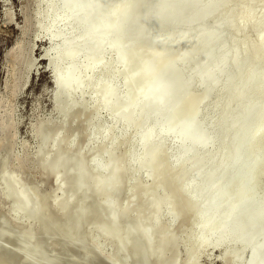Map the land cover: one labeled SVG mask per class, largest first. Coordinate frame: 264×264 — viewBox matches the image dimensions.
<instances>
[{
	"label": "bare ground",
	"instance_id": "bare-ground-1",
	"mask_svg": "<svg viewBox=\"0 0 264 264\" xmlns=\"http://www.w3.org/2000/svg\"><path fill=\"white\" fill-rule=\"evenodd\" d=\"M29 2L0 94V235L5 237L0 264H46L50 253L61 256L58 264H111L92 247L94 232L103 250L112 246L118 261L126 252L132 264H174L181 249L187 252L185 264H197L209 246L220 252L216 245L231 242L250 250L245 264H264V24L256 39L238 37L257 30L262 11L238 3L234 12L232 0H47L37 14L53 5L58 9L47 26L60 51L51 57L49 45L42 51L53 80L46 91L53 115L57 98L58 117L40 121L34 131L32 124L37 169L29 174L28 166L20 172L13 166V146L19 143L16 97L38 61L31 36L35 61L22 82L24 68L33 62L25 56L28 43L20 41L34 29ZM36 41L49 44L47 37ZM109 53L114 59L104 62ZM117 78L123 86H116ZM89 92L96 103L86 108ZM221 103L218 116H210L208 110ZM100 108L111 109V127L97 125L88 133ZM39 109L35 121L52 115L49 108ZM120 122L121 133L138 127L127 154L119 152L121 135L114 130ZM104 133L110 146L104 140L86 148L90 136ZM22 143L32 146L29 139ZM28 150L17 159L26 162ZM130 164L133 173L127 175ZM164 207L171 212L168 224ZM12 209L30 215L32 223L20 228ZM4 224L14 234L2 233ZM84 253L87 262L70 258ZM35 254L37 262L30 259ZM218 261L223 264L219 255Z\"/></svg>",
	"mask_w": 264,
	"mask_h": 264
},
{
	"label": "rangeland",
	"instance_id": "rangeland-1",
	"mask_svg": "<svg viewBox=\"0 0 264 264\" xmlns=\"http://www.w3.org/2000/svg\"><path fill=\"white\" fill-rule=\"evenodd\" d=\"M46 1L47 0H33V1L30 0L29 11L31 12L30 14L35 16L34 29L29 32L30 34L28 33L30 38H28L27 41L23 40V39L20 40L21 44L25 43L27 45V43H28L27 49L25 52V56L28 54V56H26L27 59H29V57H30V59L33 58V59H31V61H33L31 63V66H29L28 68H24V71L22 72L23 74L21 73L22 74L21 78L23 77L22 78L23 79L22 82H23L25 80L24 78L27 77V75H28L29 71L31 70L32 66L34 65V61H35V58L33 56V52L30 55V52L32 50H31V46L29 44H30V42H33L31 39V36L32 37L34 36L37 38L47 37L49 39V44H46L45 41L34 42V47H35L34 55L38 61H37V64L32 69L28 85L26 86L23 94H21V96L19 97L18 102H17V107H18L20 116L22 118V122H21V125L19 127L20 136H21L22 140L28 138L27 126H28L29 121L31 119H33L34 114L39 113V112L41 113L39 106L42 108L44 106L45 109L50 108L49 93L46 90H47V88H50L52 84L50 82V72H48L45 69L47 62L45 59H42L43 58L42 51L45 52L46 51L45 49L47 48L48 45H49V48H48L49 50H48V52H46V54H48L50 57L53 56L55 53L60 51V49H59L60 47H57L59 45L58 42H60L59 39H54V41L55 40L56 41L55 42L53 41L52 35H49L52 33V28L47 26L49 15H50V17H52L53 15H55V13H57L56 11H58V9L56 10L55 9L56 6L53 7L54 6L53 5L52 6L53 9L50 6V7H48L47 10H44L40 16L37 14V12L39 10L40 11L43 10V8L45 7ZM232 1L234 3V6H235L234 12H237V10H239V4L238 3H247L251 8L256 7L260 10V12L262 11L261 16L263 17V22L261 23V25H259L257 30H255V31L248 30L245 33L240 34L241 36L240 35L238 36L239 38H242L244 35H246L251 40L256 39V35L258 34V32L260 31V29L263 27V24H264V0H232ZM23 3H24L23 0H0V94H2L5 90V80L7 79V73H8V70L10 68L9 58H8L9 51L12 49V47L15 45V43L22 37L21 32L24 28V16H23V7H22ZM27 5H28V3H27ZM27 5H26V16L28 14ZM49 8H51V9H49ZM53 10L55 11V13H53L54 12ZM26 16H25V19H26ZM61 30L65 31L64 25L61 26ZM75 32L78 33V31H75ZM16 52H17V50L14 51V54ZM112 59H114V56L109 53L105 57L106 61H104V62L108 63V61H109V63H110L112 61ZM76 64L77 65H83L80 60L77 61ZM102 64L100 65L101 67L98 66L100 68L97 67V69H96V74H95L96 79H98L99 76L101 77V75L103 73L102 69L104 68V66H102ZM58 65H59V67H62L63 63H61L62 66L60 64H58ZM113 65H114V67L112 66V70H114L117 67L116 64H113ZM53 68L55 69L56 67H53ZM12 70L14 72V66H13ZM110 71H111V66L109 68V74H110L109 76L111 79ZM114 79H116V78H114ZM114 79H113V81H114ZM120 80H121L120 78H117V80H115L114 83L116 84V86H117V84L120 87L123 86L122 80L121 81ZM15 84H16V80L14 77V78H12L11 89H13ZM220 95H222L221 99L224 101L226 99V96L224 94H220ZM94 97L95 96L91 92L87 93L86 99L84 101L86 108H88V107L91 108L94 106L93 104L96 103V98H94ZM88 99H89V101H88ZM4 102H5V100H4ZM7 102H8V105H10V99L8 97H7ZM55 103L56 104H54V106H56V107H55L54 115L53 114L52 115L47 114L44 117H40V118L36 119V121H35L36 123H34L35 125L33 126V131L35 130L37 124L40 121H42V120L46 121V122L53 121L58 117V107H57L58 102H57L56 96H55ZM222 108L223 107H222V103H221L216 108H214V109L211 108L210 110H208V112H209L208 114H210V116H212V117H216V116H218L217 113L222 111ZM9 110L12 112L11 109H8V110H6V114L9 113V115H10L11 112H8ZM6 114H4V116ZM214 115H216V116H214ZM99 116H101V117H99ZM111 121H112L111 109L100 108L99 113L97 115V118L94 120L93 124L89 127V129L87 131H88V133H90V132L92 133L94 128L97 125H102L103 128L108 127V129H109V126L111 127ZM260 125H261L260 123L256 124V126H260ZM121 129H122V122L118 123L115 126L114 130H115L116 134H118V136L121 135V136H119V138H121L120 139L121 147H124V149H125L124 150L123 148L120 147L119 152L121 153L124 151L122 154H125L126 153L125 151H127V147H128L126 144H127V142L131 141L133 136H135L137 134L136 132L138 131V127L130 128L129 131L127 130L128 132L125 131L123 133H121L122 132ZM105 136H106L105 133L104 134H94L92 137L90 136L89 141L86 144V148H90V149L94 148L98 144L102 143L104 140H106V142H105V143H107L106 146H108V145L110 146L111 137L109 139H106ZM123 141H125V142H123ZM15 143H16V141H15ZM122 143H124V144H122ZM37 146H38L37 138H35V144L32 145L30 147V149L28 147H26L25 144H23L21 151L18 152L17 149L15 148V145L13 146V155L15 156L13 166L17 172H20L23 170L20 168H24L25 166L26 167L28 166L29 168L28 167L27 168L29 169V172L33 170L29 174H33V172L35 173V171L37 169V162L34 159V156L36 153V150H34V149H37ZM125 146H127V147H125ZM172 147H173V141L172 140L168 139V140L164 141V148L168 153H169V151H171ZM25 148L27 150L29 149L27 151L28 162H27V160H26V162H23V161L17 159V157H16V155L21 154ZM0 156H1V153H0ZM204 157H209V153H205ZM103 158H105V156ZM31 161H32V163H31ZM98 164L102 165L103 162L101 160H99ZM31 166H32V169H30ZM133 166L131 164L129 165V167H128L129 169L127 168V172H126L127 175H131L133 173V169H132ZM130 167L132 170L130 169ZM145 169L146 168H143L141 170V172L143 171V173L139 172L140 177H143L144 174L146 173V171H144ZM125 185H126L127 189L125 188ZM125 185L123 186V188L119 194L120 196H122L127 191H129V187H131L130 182L125 184ZM45 189H48V186H45ZM121 193H123V194H121ZM104 199L107 201L109 200L108 196H105ZM170 216H171V212H170L169 208L164 207L162 210V219H163L165 224H168V221L170 220ZM24 217H26L27 220H26V222L22 221V223H20V225H19L20 228L28 226L33 221V219L31 218L30 215L24 214ZM38 226H37V228H38ZM185 230L187 231V229H185ZM185 230L183 229L181 232V239H184L186 237L185 236V232H186ZM219 233L220 232H217V235ZM217 235L215 234V237ZM212 247H215V246L214 245L209 246L198 257L197 264H219L218 255L222 259L223 264H245L246 260L248 259L249 255H250V250L245 245L239 244L237 242H231L229 244H224L221 246L216 245V247L222 248L220 250V252H219V250L211 249ZM110 249H111V247L107 248L106 250L110 251ZM182 252H183V250L181 249L179 252V256H178L179 259L177 258V260L174 264H185L186 263L187 252L184 250L185 256L182 255L183 254ZM228 256L232 257V259H229Z\"/></svg>",
	"mask_w": 264,
	"mask_h": 264
},
{
	"label": "water",
	"instance_id": "water-1",
	"mask_svg": "<svg viewBox=\"0 0 264 264\" xmlns=\"http://www.w3.org/2000/svg\"><path fill=\"white\" fill-rule=\"evenodd\" d=\"M24 1V3H23V5H22V7H23V16H24V9H25V6H26V1L27 0H23ZM21 34H22V36H23V30H22V32H21ZM34 42H36V37L34 38ZM8 58H9V54H8ZM8 74V73H7ZM31 74V73H30ZM29 80H30V76H29V78H28V81L26 82V84L24 85V87H23V89L18 93V95H17V97H16V107H17V102H18V99H19V97L21 96V94H23V92H24V90H25V88H26V86L28 85V83H29ZM52 78L50 77V82H51V84H52ZM51 88V87H50ZM49 88V89H50ZM6 91V80H5V90H4V92ZM51 92H50V94H49V104H50V108H49V110L47 111L48 113L50 112L51 114L53 113V111H52V103H51ZM43 109H45L44 108V106H43ZM40 113V112H39ZM16 114L18 115V117H17V119H18V131H19V143H18V148H17V151L19 152V151H21V149H22V139H21V136H20V130H19V127H20V125H21V122H22V118H21V116H20V113H19V110H18V107H17V109H16ZM36 115H38V113H36V114H34V116H33V119H31L30 121H29V123H28V126H27V128H28V130H27V133H28V138H26V139H29L30 141H31V144L32 145H34L35 144V140H34V136H33V133H32V124L35 122V118H36ZM76 140V136H72L71 138H70V144L71 145H74L75 143H74V141ZM12 214H13V217H14V219L15 220H17V221H24V222H26V217H24V215H22V214H17L16 213V211H15V209H12ZM2 228V233H4V234H6V235H12V234H14L13 232H12V229H10L9 228V226H8V224H4L3 225V227H1ZM95 234H94V245L92 246V247H94L95 249H96V252H101V253H103V254H107V258H108V260H109V262L111 263V264H132L131 263V257H130V255L128 254V253H123V255H122V257H121V259H122V261H118V260H116V259H114L113 258V254H112V250L114 249L112 246H111V249H110V251H105V250H103V248L101 247V245L99 244V242L97 241V243H95V239H96V237H97V239H99V234H98V232H94ZM4 235L3 234H1L0 235V244L1 243H4ZM179 239H180V237H179ZM181 240V239H180ZM181 242V241H180ZM21 244L22 245H24L25 247H29L30 245L29 244H27L26 242H23V240H22V242H21ZM40 253H43L42 255H44V251L43 250H41V252ZM183 254L182 255H184L185 256V253H184V251L182 252ZM51 255L50 256H48V258H46V260H45V262H46V264H58L59 262L57 261V260H59L60 258H61V256H56V254H54V253H50ZM34 256H35V258H34ZM41 256V255H40ZM36 254L35 255H33V256H31L30 257V259L32 260V261H36ZM183 257V256H182ZM38 258V257H37ZM72 260H74V261H80V258H81V261H83V262H87V261H89V254L88 253H84L81 257H74V256H71L70 257ZM35 259V260H34ZM41 261V260H40ZM37 262V261H36ZM141 264H150L148 261H142V263ZM219 264H220V262H219Z\"/></svg>",
	"mask_w": 264,
	"mask_h": 264
}]
</instances>
